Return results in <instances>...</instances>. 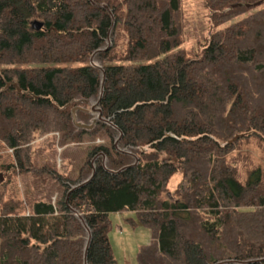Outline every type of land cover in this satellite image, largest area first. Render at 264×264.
I'll use <instances>...</instances> for the list:
<instances>
[{"label":"trees","instance_id":"obj_1","mask_svg":"<svg viewBox=\"0 0 264 264\" xmlns=\"http://www.w3.org/2000/svg\"><path fill=\"white\" fill-rule=\"evenodd\" d=\"M206 3L192 53L181 0H0V140L20 168L49 131L103 140L77 176L39 169L56 200L4 204L0 264H118L124 210L151 231L139 264H264V0Z\"/></svg>","mask_w":264,"mask_h":264},{"label":"rangeland","instance_id":"obj_2","mask_svg":"<svg viewBox=\"0 0 264 264\" xmlns=\"http://www.w3.org/2000/svg\"><path fill=\"white\" fill-rule=\"evenodd\" d=\"M181 8L183 30L179 46L197 52L213 29L210 8L206 0H181ZM101 142L102 138L91 134H86L81 141L64 140L62 132L55 129L26 144L21 156L28 164L20 168L15 149L0 140V209L6 202H17L28 211L31 202L40 197L51 196L56 200L63 186L62 177L39 169L53 167L64 176H77L87 161L91 146ZM179 180L178 174L172 178L171 190ZM110 220L109 239L118 264H139L138 251L150 240V229L133 210L110 212Z\"/></svg>","mask_w":264,"mask_h":264},{"label":"water","instance_id":"obj_3","mask_svg":"<svg viewBox=\"0 0 264 264\" xmlns=\"http://www.w3.org/2000/svg\"><path fill=\"white\" fill-rule=\"evenodd\" d=\"M248 5H250V4H248ZM43 24H44V22H43L42 20H39V19H35V20L33 21V25H34L36 28H38V29L41 28ZM73 112H74V120H75L76 124H78V125H80V126H86V127H92V126H93V124H86V123H81V122H79L78 119H77V117H76V115H75V109L73 110ZM243 135H244V134H236V135L231 139V141L237 140L239 137H241V136H243Z\"/></svg>","mask_w":264,"mask_h":264}]
</instances>
